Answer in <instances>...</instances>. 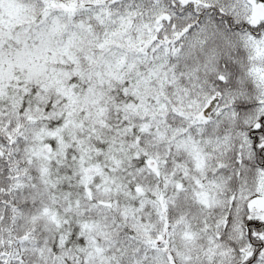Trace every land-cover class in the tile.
Masks as SVG:
<instances>
[{
	"label": "snow or ice",
	"instance_id": "1",
	"mask_svg": "<svg viewBox=\"0 0 264 264\" xmlns=\"http://www.w3.org/2000/svg\"><path fill=\"white\" fill-rule=\"evenodd\" d=\"M0 264H264V0H0Z\"/></svg>",
	"mask_w": 264,
	"mask_h": 264
}]
</instances>
